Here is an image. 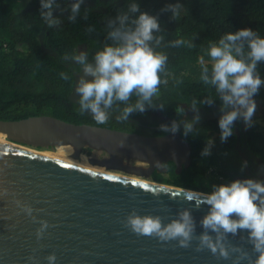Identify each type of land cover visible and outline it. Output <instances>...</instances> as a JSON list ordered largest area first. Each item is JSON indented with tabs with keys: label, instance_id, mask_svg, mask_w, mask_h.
I'll use <instances>...</instances> for the list:
<instances>
[{
	"label": "water",
	"instance_id": "obj_1",
	"mask_svg": "<svg viewBox=\"0 0 264 264\" xmlns=\"http://www.w3.org/2000/svg\"><path fill=\"white\" fill-rule=\"evenodd\" d=\"M0 134L5 138L0 140V264H48L45 257L53 253L55 264H232L206 249L194 251L195 241L185 249L177 241L139 236L124 226L133 210L167 224L187 208L196 234L202 231L205 193L134 177L166 173L164 163L170 161L177 173L190 165L192 148L178 131L149 136L34 115L0 119ZM68 145L72 159L85 155L96 169L37 152ZM17 202L30 206L32 217ZM41 220L49 227L37 240ZM246 235L229 240L255 259L240 239Z\"/></svg>",
	"mask_w": 264,
	"mask_h": 264
},
{
	"label": "trees",
	"instance_id": "obj_2",
	"mask_svg": "<svg viewBox=\"0 0 264 264\" xmlns=\"http://www.w3.org/2000/svg\"><path fill=\"white\" fill-rule=\"evenodd\" d=\"M74 2L57 0L60 8L66 11L61 14L59 9L55 10L53 15L62 23L49 28L40 17V0H0V119L50 115L76 124L161 136L165 132L156 128L163 124L157 122L161 120L159 114L171 121H190L194 113L189 107L196 101L201 119L194 127L199 130L184 137L183 127L181 129V137L192 148L190 165L183 166L177 173L175 164L170 161L164 163L166 173L154 171L150 178L203 193H210L213 184L236 179L264 180L259 171L253 170L259 165L258 161L264 166L263 126L254 121L246 130L242 127L243 121L238 119L234 122L233 135L222 143L218 127L221 101L215 88L201 81L202 66L199 63L203 56L208 64L205 50L209 42H217L226 33L249 28L264 38V0H84L76 20L69 22L67 17ZM131 3H138L141 11L152 15L159 13L166 4L184 6L176 19H171L170 12L159 15L164 42L156 50L167 55V74H162L161 78L168 83L161 84L159 96L154 97L153 102L165 107L133 113L127 121H121L117 119L120 113L114 106L108 122L98 124L90 113L79 112V97L74 89L80 66L63 57L85 51L91 61L96 51L110 43L107 40L108 21L127 12ZM89 28L93 31L89 32ZM178 39L193 47H188L187 43L179 47L168 46ZM258 71L264 79V63L258 64ZM62 72L70 79H61ZM205 98L216 100L211 106L200 104ZM136 99L133 95L130 103H135ZM254 99L264 105V87ZM124 106L118 105L121 109ZM177 106L185 109L183 117L177 116ZM260 119L264 121V110ZM236 123L238 129L234 131ZM208 139L213 140L211 154L202 157L201 151ZM84 153L90 155L92 151L85 149ZM244 162L247 163L242 170Z\"/></svg>",
	"mask_w": 264,
	"mask_h": 264
},
{
	"label": "clouds",
	"instance_id": "obj_3",
	"mask_svg": "<svg viewBox=\"0 0 264 264\" xmlns=\"http://www.w3.org/2000/svg\"><path fill=\"white\" fill-rule=\"evenodd\" d=\"M83 3L84 0H75L70 5L69 22L76 20ZM183 7L180 3L166 4L159 13L152 15L141 11L138 3H131L127 12L108 21L107 40L110 43H105L96 51L91 61L85 51L63 57L80 66L74 90L79 97L77 103L81 114L90 113L96 123L105 124L114 106L120 113L117 119L121 121H127L131 114L144 113L147 109H164L163 104L153 102V98L159 96L161 84L168 83L161 78L162 74H167V55L156 50L164 42V36L160 34L163 30L159 15L170 12L171 19H176ZM57 9L61 14L66 11L60 8L57 0H40V17L49 28L62 23L53 15ZM186 43L188 47H193L183 39L175 40L168 46L179 47ZM205 53L209 62L206 64L203 56L200 58V79L215 88L221 101L218 127L223 143L233 135L234 122L238 119L244 122L246 130L254 124L253 116L257 110L254 96L264 87V79L258 71V64L264 63V38L252 29H240L224 34L217 42H209ZM60 77L66 81L70 79L64 72L60 73ZM133 95L137 99L135 103H130ZM215 100L205 98L199 103L211 106ZM119 104L125 106L121 109ZM196 104L193 101L189 107L194 113L190 121L173 120L170 125L161 124L160 130L175 134L182 125L184 137L199 130L194 127L201 119L198 114L200 107ZM175 112L183 117L185 109L177 106ZM205 145L202 157L211 154L213 140L208 139ZM246 163L242 165V170ZM211 189L202 197L201 202L208 207V211L199 221L202 228L199 235L196 234L192 210L187 208L180 210L176 218L167 224L159 216H141L133 210L125 218L124 226L139 236L154 237L163 242L177 241V245L185 249L195 241L194 251L206 249L217 259H231L232 264L245 261L247 264H264V180L236 179L213 184ZM2 194L7 195L6 190ZM17 204L32 217L30 206ZM199 207L198 203L196 208ZM39 224L37 240L49 227L43 220ZM241 232L247 234L240 239L251 246L255 259L242 245L230 242L229 236L236 237ZM45 259L48 264H55L56 256L49 254Z\"/></svg>",
	"mask_w": 264,
	"mask_h": 264
},
{
	"label": "bare ground",
	"instance_id": "obj_4",
	"mask_svg": "<svg viewBox=\"0 0 264 264\" xmlns=\"http://www.w3.org/2000/svg\"><path fill=\"white\" fill-rule=\"evenodd\" d=\"M0 140L5 141L4 136H2L1 134H0ZM33 151H35V150H33ZM37 152L46 154L43 151H37ZM54 152H55V154H53L51 156H55V157L67 159V160H70V161H73V162L82 164V165L87 166V167L95 168L92 165H90V163L88 162V158L85 155H82L80 157V159H78V160L72 159L71 156L73 154V148L71 146H69V145L68 146L57 147ZM47 155H50V154H47ZM110 172H112V171H110ZM115 173H117V172H115ZM121 174H123V173H121ZM126 175H128V174H126ZM134 177H136L138 179H141V180L148 181L147 179H144V178L139 177V176L138 177L137 176H134ZM150 182H152V181H150Z\"/></svg>",
	"mask_w": 264,
	"mask_h": 264
},
{
	"label": "flooded vegetation",
	"instance_id": "obj_5",
	"mask_svg": "<svg viewBox=\"0 0 264 264\" xmlns=\"http://www.w3.org/2000/svg\"><path fill=\"white\" fill-rule=\"evenodd\" d=\"M159 116H160V118H161V120H164V119H166L165 121H161V120H159V121H157L158 123H161V122H163V124L164 125H170V123L172 122L170 119H168V118H164L163 116H161L160 114H159ZM159 119V118H158ZM237 125H235V127H234V131H237V129H238V123H236ZM242 127L243 128H245V125H244V122H243V124H242ZM157 128V130H159V131H161L160 130V127L158 126V127H156ZM181 129H182V125H181V127L179 128V130H178V132H179V134L181 135ZM154 132V131H153ZM169 132H167V133H165V134H168ZM238 133V132H237ZM164 134V135H165ZM238 146H239V144H238ZM258 161V160H257ZM258 163H259V165H256V167L253 169L254 171H259L260 172V174H261V178H264V166H262L261 165V163H260V161H258ZM262 170V171H261ZM248 172L247 173H250V171L249 170H247Z\"/></svg>",
	"mask_w": 264,
	"mask_h": 264
},
{
	"label": "rangeland",
	"instance_id": "obj_6",
	"mask_svg": "<svg viewBox=\"0 0 264 264\" xmlns=\"http://www.w3.org/2000/svg\"><path fill=\"white\" fill-rule=\"evenodd\" d=\"M256 103H257V110H256V112H255V114H254V116H253V121H258V122L260 123V125H262L263 128H264V121H262V120L260 119V115H261V113H262L263 110H264V105H263V103L260 102V101H256ZM39 151H41V150H39ZM42 151H50L51 153H49V152H45L46 154H50V155L55 154V152H54L55 149H53V148H51V149H47V150H42ZM93 155H95L96 157L100 156L99 154H96V153H94ZM144 179H145V178H144ZM147 180H148V181H153L151 178H148ZM153 182H155V181H153Z\"/></svg>",
	"mask_w": 264,
	"mask_h": 264
}]
</instances>
